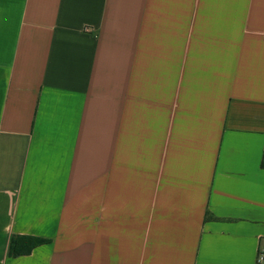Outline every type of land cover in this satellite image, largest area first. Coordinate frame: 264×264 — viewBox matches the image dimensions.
I'll list each match as a JSON object with an SVG mask.
<instances>
[{"label":"crops","instance_id":"crops-1","mask_svg":"<svg viewBox=\"0 0 264 264\" xmlns=\"http://www.w3.org/2000/svg\"><path fill=\"white\" fill-rule=\"evenodd\" d=\"M263 152L264 0H0V264H256Z\"/></svg>","mask_w":264,"mask_h":264},{"label":"trees","instance_id":"trees-1","mask_svg":"<svg viewBox=\"0 0 264 264\" xmlns=\"http://www.w3.org/2000/svg\"><path fill=\"white\" fill-rule=\"evenodd\" d=\"M260 167L264 169V152L262 155V159L260 162ZM48 241L29 237V236H18V237H12L9 242L8 246V254L9 256H18V255H25L28 254L32 248L35 246L45 244Z\"/></svg>","mask_w":264,"mask_h":264},{"label":"built area","instance_id":"built-area-1","mask_svg":"<svg viewBox=\"0 0 264 264\" xmlns=\"http://www.w3.org/2000/svg\"><path fill=\"white\" fill-rule=\"evenodd\" d=\"M256 264H264V253L259 252L256 258Z\"/></svg>","mask_w":264,"mask_h":264}]
</instances>
